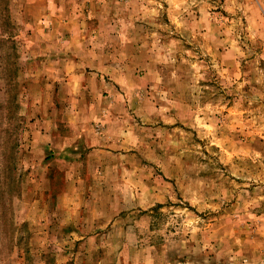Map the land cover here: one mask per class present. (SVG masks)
Instances as JSON below:
<instances>
[{
	"label": "rangeland",
	"instance_id": "374dc122",
	"mask_svg": "<svg viewBox=\"0 0 264 264\" xmlns=\"http://www.w3.org/2000/svg\"><path fill=\"white\" fill-rule=\"evenodd\" d=\"M0 264H264V0H0Z\"/></svg>",
	"mask_w": 264,
	"mask_h": 264
},
{
	"label": "crops",
	"instance_id": "0c3cea01",
	"mask_svg": "<svg viewBox=\"0 0 264 264\" xmlns=\"http://www.w3.org/2000/svg\"><path fill=\"white\" fill-rule=\"evenodd\" d=\"M67 74H70L69 71H67ZM65 141H67V140H65ZM77 142L79 143L78 145L83 146V145L85 144V139H84V137H82V138H81L80 140H78ZM54 143L57 144L56 139H54ZM59 143H60V141H59ZM67 144H68V141H67Z\"/></svg>",
	"mask_w": 264,
	"mask_h": 264
}]
</instances>
